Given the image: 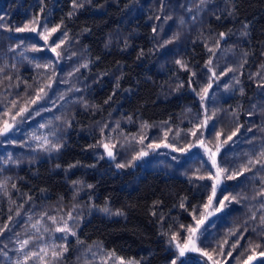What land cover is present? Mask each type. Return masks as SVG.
Listing matches in <instances>:
<instances>
[{"label": "trees", "instance_id": "obj_1", "mask_svg": "<svg viewBox=\"0 0 264 264\" xmlns=\"http://www.w3.org/2000/svg\"><path fill=\"white\" fill-rule=\"evenodd\" d=\"M76 2L0 0V128L12 125L0 135V264L40 248L27 264H172L193 209L213 210L196 235L212 259L187 252L176 264H264V0ZM25 25L60 29L45 42L15 31ZM198 138L225 169L206 209L215 172ZM65 222L75 236L56 231Z\"/></svg>", "mask_w": 264, "mask_h": 264}, {"label": "snow or ice", "instance_id": "obj_2", "mask_svg": "<svg viewBox=\"0 0 264 264\" xmlns=\"http://www.w3.org/2000/svg\"><path fill=\"white\" fill-rule=\"evenodd\" d=\"M72 6L74 9L78 8V7H82L83 5L82 4H77L76 0H72ZM69 15H72V13H69ZM31 24H34V25H39V17H36L33 19V21H31ZM60 29V25H56L55 27H52V28H48L46 25H44L42 27V29L38 32V28L37 27H30L28 25H25L24 27H19V28H16L15 31L16 32H25V31H29V32H34V33H38L39 37L42 38L45 42H47L48 40V37L52 34V33H55L57 32L58 30ZM156 29L154 28L153 29V32H155ZM62 36H66V33H62ZM220 36L221 37H224L225 36V33H220ZM59 39V42H54V46H50V51H52L53 53H56V56L57 58L60 57V53L57 52V49L61 47V44L64 43V40L63 39ZM170 42V41H169ZM33 51H40L42 49H38L36 48L35 46H33ZM209 51H211V49H209ZM177 64H179L182 68H186V65L183 64L181 61L177 60L176 61ZM208 64L211 65L212 64V61L209 60L208 61ZM37 67H41V65L37 64L36 65ZM84 67H87V65H83ZM44 67H53L52 65H44ZM78 70V69H77ZM228 71H233V69H228ZM55 75V71L53 70V76ZM213 76H215V72L212 73ZM192 76H195V73L193 72L192 73ZM52 77H49V81H51ZM183 85H181L182 87ZM211 84H208L207 87H204L200 90V92H197L196 94L200 97V100L203 102L207 96V93H208V90L209 88H211ZM45 87H51V83L47 84L46 86H41L39 87L38 91H37V94H36V97L35 99H32L30 102L32 104H35L38 100L41 99V95L40 93H44L45 91ZM193 91L195 92V88H193ZM203 93V94H201ZM24 111H27V109L25 108H21L19 110V112L17 114H20ZM207 113V110L205 109V114ZM215 115V113H213V116ZM212 117H208L206 115V118L204 119V121L201 123V124H198L196 127L197 128H205L207 129V126H208V120L211 119ZM12 125H10L7 121H4L3 122V127L0 128V135H5L10 129H11ZM43 127V125H42ZM143 127H147V125H143ZM250 130V129H249ZM238 131V129H237ZM191 135L193 137H196V130H193L191 131ZM201 135H203V133H201ZM217 137L220 135L219 133L216 134ZM236 135V132H233L231 135H229L227 137L228 140H231L232 139V136ZM144 141V137L143 136H140L139 137V142L140 143H143ZM44 143H49V141H47V139L45 138L44 140ZM196 145H198L199 147L201 148H204L205 152L208 153V159L212 165L213 168L216 169V172L215 173H209L208 174V179L213 181V183H211V185L209 186L211 188V195L209 196L208 198V201L206 204L203 205V208H208L209 205H212L213 202H214V197L216 195V191H217V185L220 183V173L225 171V169L223 168H220L219 165L217 164V161L215 159V153L211 151V149L205 147V142L203 139L201 138H198L196 140ZM161 145L159 144H153V143H149L146 147L148 149H153V148H158L160 147ZM165 147H173L172 145L170 144H165L164 145ZM194 145L193 144H189L188 145V148H192ZM61 147V145L59 144H53L52 145V148L55 149V150H59V148ZM102 147L107 151V155L111 158H114V153L113 151L111 150L109 144L107 143H103L102 144ZM174 151H186V149H173ZM148 155V152L145 151V150H141L137 156H136V159H139L141 157H144V156H147ZM261 156H264V152L261 153ZM173 159H175V157H173ZM251 163V161H250ZM255 163H260L259 160L255 161ZM117 167H120V168H123L125 167L124 164H118ZM249 169L245 168V171H247ZM236 175V173H233V174H230L227 178L228 179H233L234 176ZM201 179H203L204 177H200ZM13 187H15V185H13ZM89 187H91V185H89ZM259 195H262L264 196V191L260 192ZM232 199H235V197H233ZM229 200V197L228 196H223L222 199L218 200V201H215V204H216V208H215V211L219 212L221 211L224 206H225V201H228ZM180 207H184V204L181 203ZM262 208H264V204L261 205ZM104 212H108V208H104L102 209ZM19 213H17L18 215ZM118 215L122 214V213H117ZM193 215V219L195 220V224L196 226L193 227V226H188L186 228V232L188 233V235L185 237V240L183 242V244L181 243H177L176 244V248L178 250V256L176 257V259H174L172 261V264H176V260L179 259L180 257H183L185 255V252L187 251H193V252H201L202 255L206 256L209 260L212 259L211 255H209L208 252L206 251H203L202 249L198 248L197 247V237H196V233L199 231V226L203 223V213H201V219H196L195 217V209L192 210V213ZM209 215H211V213H209ZM69 219H71V213H69ZM51 220H53V222H55V217H50ZM261 222L264 223V216L261 217ZM33 227L35 228L36 225H33ZM182 228H184L185 226L184 225H181ZM7 229V225L4 226V229H0V235H3V231ZM56 231L57 232H64V233H70L71 235L75 236L76 233L75 232H72L71 229L68 227L67 225V222H65L64 224V227H57L56 228ZM65 239H66V236H65ZM173 240L176 239V236L173 235L172 237ZM30 241L28 239H25V240H22L20 241V251H23L28 245H29ZM236 245H233V248H235ZM45 249H40L39 252H35V251H32V252H26L24 254V257L22 260L18 259L14 262V264H27V261L29 259H32V258H39L40 260H43V257L41 256V252H44ZM62 251H67V247L66 246H62ZM262 256H264V252H261L260 253ZM4 255H7V253H4ZM62 255V252H55L53 251L52 252V256L55 258L57 256H60ZM114 255V254H113ZM253 257L252 256H249L248 257V260H251ZM121 264H125V262L121 259ZM127 264H138V262L136 261H128Z\"/></svg>", "mask_w": 264, "mask_h": 264}, {"label": "rangeland", "instance_id": "obj_3", "mask_svg": "<svg viewBox=\"0 0 264 264\" xmlns=\"http://www.w3.org/2000/svg\"><path fill=\"white\" fill-rule=\"evenodd\" d=\"M199 149H201V147L199 148ZM199 152L200 153H202V154H200V155H203V156H206L207 157V160H208V162H209V164L211 165V163H210V161H209V159H208V153H206L205 152V150H204V148H202V152H201V150H199ZM213 152V151H212ZM215 153V152H214ZM215 159H216V153H215ZM214 169V172H216V169L215 168H213ZM221 182V181H220ZM209 213H211V214H213V210H211ZM210 217V215L209 214H206L205 215V217L203 218V223L199 226V228H201L202 226H203V224L207 221V219ZM196 235H197V233H196ZM41 249V248H40ZM187 252H193V251H187ZM187 252H185V253H187Z\"/></svg>", "mask_w": 264, "mask_h": 264}]
</instances>
